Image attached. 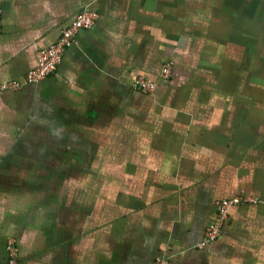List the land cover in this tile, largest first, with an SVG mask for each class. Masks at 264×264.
Masks as SVG:
<instances>
[{
  "label": "crops",
  "instance_id": "crops-1",
  "mask_svg": "<svg viewBox=\"0 0 264 264\" xmlns=\"http://www.w3.org/2000/svg\"><path fill=\"white\" fill-rule=\"evenodd\" d=\"M0 6V84L21 83L0 91V264L10 239L17 264H264V0ZM83 9L93 26L23 84ZM235 195L254 202L204 243Z\"/></svg>",
  "mask_w": 264,
  "mask_h": 264
},
{
  "label": "built area",
  "instance_id": "built-area-1",
  "mask_svg": "<svg viewBox=\"0 0 264 264\" xmlns=\"http://www.w3.org/2000/svg\"><path fill=\"white\" fill-rule=\"evenodd\" d=\"M97 18V13L91 10L83 9L78 12L70 23L61 32L58 39L46 48L38 49L34 55L35 64L24 75L23 84H35L47 76L54 73L59 64L64 50L75 42L76 34L81 30L91 28ZM0 29H1V6H0ZM172 62L168 61L161 70V76L164 81L169 80L171 75ZM132 88L141 94H152L157 88V84L150 82L144 78H135L131 84ZM21 87L20 82L10 81L0 84V91L16 90ZM254 202L249 197L239 195L228 198L217 199L214 201L216 217L211 222L204 236V243H211L221 235L222 227L227 220L230 209L234 206ZM203 244V243H202ZM6 252L8 255L7 264H17L18 248L13 239L7 241ZM152 264H170V261L158 256Z\"/></svg>",
  "mask_w": 264,
  "mask_h": 264
}]
</instances>
